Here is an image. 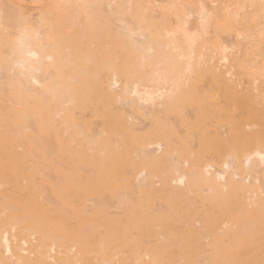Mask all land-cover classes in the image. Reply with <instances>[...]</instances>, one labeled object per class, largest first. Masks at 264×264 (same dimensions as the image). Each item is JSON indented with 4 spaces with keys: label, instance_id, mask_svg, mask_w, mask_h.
I'll return each instance as SVG.
<instances>
[{
    "label": "bare ground",
    "instance_id": "obj_1",
    "mask_svg": "<svg viewBox=\"0 0 264 264\" xmlns=\"http://www.w3.org/2000/svg\"><path fill=\"white\" fill-rule=\"evenodd\" d=\"M228 2L0 1V264H264V0Z\"/></svg>",
    "mask_w": 264,
    "mask_h": 264
},
{
    "label": "rangeland",
    "instance_id": "obj_2",
    "mask_svg": "<svg viewBox=\"0 0 264 264\" xmlns=\"http://www.w3.org/2000/svg\"><path fill=\"white\" fill-rule=\"evenodd\" d=\"M0 1H1V0H0ZM195 1H197V0H195ZM219 1H220V4H221L220 7H221V6L224 7V5L226 4L227 1H229L228 3H235V2H236V0H225V1H224V0H219ZM221 1H224V2L221 3ZM247 1H250V0H247ZM223 4H224V5H223ZM221 8H222V7H221ZM249 12H251V9H249ZM249 12L247 11L246 13H249ZM224 36H225V34H224ZM224 36L222 35L221 37H219V36L214 35V39L218 40V37H219V39L221 40V38H222V40H223L224 42L227 41V40H228V41H231V40H233V39L236 40V38L234 37V36H235L234 34L231 35L232 38L230 37V39H229V38L227 39V37H229L228 34H227V36H226L225 38H224ZM215 37H216V38H215ZM222 40H221V41H222ZM234 40H233V42L235 43ZM228 41H227V42H228ZM253 44H255V43H253ZM253 44H251V45H253ZM248 46H249V47H246V48H249V51H252V50H251V47H252V46H250V44H249ZM233 53H234V52H233ZM234 55H235V56H234ZM236 55H237V54L234 53V54H233V56H234L233 58H237ZM238 57H240L239 54H238ZM263 62H264V61H263ZM242 81H243L244 87H246V85L249 84V83L247 82L246 79H242ZM245 81H246V82H245ZM249 85H250V84H249ZM261 85H262V91H263V94H264V84H261ZM261 85H260V86H261ZM201 94H202V93H201ZM214 94H217V91H214V92H213V95H214ZM219 100L222 101L221 98L216 97V96H215L213 99H211V101L215 102L216 104H217V103H220ZM223 102H224V100H223ZM241 103L244 104L245 101H242V102L240 101V105H242V106H241V110H244L245 108H247V107H246V104L243 105V104H241ZM247 103H248V102H247ZM224 104H225V103H223V105H224ZM247 106H248V105H247ZM224 107H225V106H224ZM224 107H223V108H221V107L218 108L219 111H222V112H223V109H225ZM248 107H249V109H250V111H251V107H250V106H248ZM247 110H248V108H247ZM248 111H249V110H248ZM244 112H246V111H244ZM197 113L199 114L198 109L195 110V111L192 113V117H193V118L196 117V116L198 115ZM214 123H215V122H214ZM211 129H212V131H216V130L219 131V132L222 131V130H221V131L219 130L217 124H214L213 128H211ZM217 166L220 167V166H221V163L218 164ZM196 205H197V204H196ZM198 207H201V205L198 204ZM177 261H178V260H177Z\"/></svg>",
    "mask_w": 264,
    "mask_h": 264
}]
</instances>
